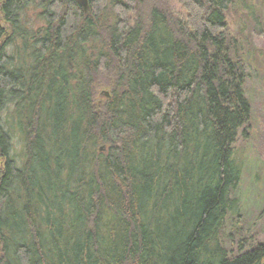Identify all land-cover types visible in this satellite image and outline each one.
I'll list each match as a JSON object with an SVG mask.
<instances>
[{"label":"trees","instance_id":"16d2710c","mask_svg":"<svg viewBox=\"0 0 264 264\" xmlns=\"http://www.w3.org/2000/svg\"><path fill=\"white\" fill-rule=\"evenodd\" d=\"M176 1L0 0V264H264L220 243L250 116L233 2Z\"/></svg>","mask_w":264,"mask_h":264},{"label":"rangeland","instance_id":"374dc122","mask_svg":"<svg viewBox=\"0 0 264 264\" xmlns=\"http://www.w3.org/2000/svg\"><path fill=\"white\" fill-rule=\"evenodd\" d=\"M232 2L224 14L227 34L238 40L244 57L247 79L243 92L250 105L249 120L232 146L241 168L233 196L239 212L228 215L220 234L222 246L236 255L264 242V0ZM153 4L150 1L148 7ZM167 5L175 16L185 15L176 0H168ZM104 92L98 91L97 98ZM99 148L104 151L103 146Z\"/></svg>","mask_w":264,"mask_h":264},{"label":"water","instance_id":"95a60500","mask_svg":"<svg viewBox=\"0 0 264 264\" xmlns=\"http://www.w3.org/2000/svg\"><path fill=\"white\" fill-rule=\"evenodd\" d=\"M78 3L81 5V7L83 8V10H86V3L85 0H79ZM104 95H107L106 93H104Z\"/></svg>","mask_w":264,"mask_h":264}]
</instances>
